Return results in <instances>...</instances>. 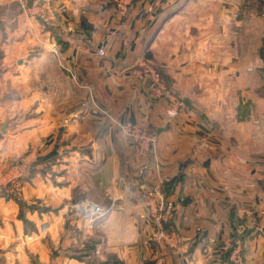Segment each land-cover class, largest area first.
Segmentation results:
<instances>
[{
  "label": "crops",
  "instance_id": "1",
  "mask_svg": "<svg viewBox=\"0 0 264 264\" xmlns=\"http://www.w3.org/2000/svg\"><path fill=\"white\" fill-rule=\"evenodd\" d=\"M36 1L60 12L44 22ZM178 2L121 17L111 0H0V122L24 112L0 138V264H264V98L226 85L225 18L210 32ZM140 60L168 100L130 76ZM123 121L153 148L139 156ZM151 186L173 204L172 249L136 197Z\"/></svg>",
  "mask_w": 264,
  "mask_h": 264
},
{
  "label": "rangeland",
  "instance_id": "2",
  "mask_svg": "<svg viewBox=\"0 0 264 264\" xmlns=\"http://www.w3.org/2000/svg\"><path fill=\"white\" fill-rule=\"evenodd\" d=\"M199 1L201 0H181V2L176 4L174 9L183 7L184 4L187 5L189 2L190 4H188L189 6L187 10L189 14H209L210 20L209 24L207 25V29L210 32H213L217 26H221L216 21L218 16L223 19L225 18L224 23H226V27L224 39L227 38V43H225V47L228 52L227 55L233 61L236 58L237 65L235 68L232 67L233 69H229L228 67L226 68L229 73L227 76L226 85L227 87L229 86V90L232 91L233 84L239 82L240 86H242V89H244V92L250 94L249 90L253 89L251 92L253 93V97H259L258 94L260 92V98H264V66L260 69L258 68L259 64L261 63L260 61L262 60L261 57L264 56V0ZM53 6L54 5H51L50 8L54 17L55 13L58 14V12H60L61 7L59 5ZM76 15H78V12ZM221 39L222 38L216 37V35H213V37L210 36V43L214 44L213 41L221 43L224 41ZM214 48L216 47L214 46ZM233 56H235V58H233ZM234 81L236 82L234 83ZM259 84L262 85L260 88L258 87L260 86ZM18 102L20 103L21 100L18 99ZM257 110L260 111L261 107H257ZM22 116L24 117V112L16 114V116L11 118L7 115V120L3 118V120L0 122V127L4 129V132H0V138L6 134V124L9 126L13 125V120H16V118H23ZM11 122L12 124H10ZM7 129L11 130L12 132H8V135L15 134V131L12 129ZM89 228L91 229L92 225L89 226L88 224L86 229ZM72 230L77 232L76 228H72Z\"/></svg>",
  "mask_w": 264,
  "mask_h": 264
},
{
  "label": "built area",
  "instance_id": "3",
  "mask_svg": "<svg viewBox=\"0 0 264 264\" xmlns=\"http://www.w3.org/2000/svg\"><path fill=\"white\" fill-rule=\"evenodd\" d=\"M111 1L116 8V14L121 17L124 16L127 8L133 2V0ZM32 12L37 18L44 22H48L52 19L51 9L46 3L36 1L32 6ZM96 54L99 57L103 56V49H98ZM130 76L145 88H148L152 95L163 97L167 100L171 97V93L166 87L162 77L150 62L145 60L138 61L136 65L130 69ZM104 114L107 118L111 119L106 113ZM114 125L120 134L132 143L134 150L139 156L150 151L156 143V134L149 129L141 128L124 121L115 122ZM12 181L13 178L10 179L5 186ZM136 197L143 206L146 220L151 223L153 227V233L151 235L152 242L161 244L170 249L174 248V243L177 241V238L175 232L167 227L173 215L172 202L163 195L159 186L141 188L136 194ZM84 204V202H79L76 206L84 209ZM81 212L90 226L92 212L88 209Z\"/></svg>",
  "mask_w": 264,
  "mask_h": 264
},
{
  "label": "trees",
  "instance_id": "4",
  "mask_svg": "<svg viewBox=\"0 0 264 264\" xmlns=\"http://www.w3.org/2000/svg\"><path fill=\"white\" fill-rule=\"evenodd\" d=\"M262 58V61H264V56L263 57H261ZM157 70V69H156ZM158 71V70H157ZM158 73H159V75L161 76V74H160V72L158 71ZM162 77V76H161ZM51 155H53V151L48 155V156H46V157H49V156H51ZM46 157H43V158H39V159H37V162H43L45 159L44 158H46Z\"/></svg>",
  "mask_w": 264,
  "mask_h": 264
},
{
  "label": "water",
  "instance_id": "5",
  "mask_svg": "<svg viewBox=\"0 0 264 264\" xmlns=\"http://www.w3.org/2000/svg\"><path fill=\"white\" fill-rule=\"evenodd\" d=\"M1 132H4V129L3 128L1 129Z\"/></svg>",
  "mask_w": 264,
  "mask_h": 264
}]
</instances>
